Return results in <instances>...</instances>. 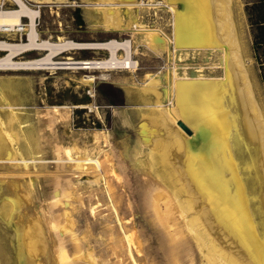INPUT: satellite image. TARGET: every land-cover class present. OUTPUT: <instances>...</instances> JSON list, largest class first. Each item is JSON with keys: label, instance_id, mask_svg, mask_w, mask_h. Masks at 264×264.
Wrapping results in <instances>:
<instances>
[{"label": "rangeland", "instance_id": "374dc122", "mask_svg": "<svg viewBox=\"0 0 264 264\" xmlns=\"http://www.w3.org/2000/svg\"><path fill=\"white\" fill-rule=\"evenodd\" d=\"M26 2L41 13L37 26L41 39L65 37L85 43L133 40L132 57L139 66L135 72H108V79L100 71L87 70L0 71V136L7 133L12 142L13 150L8 149L7 154L20 151L26 159L0 161V264H27L23 232L38 220L47 234V264H62V253L67 257L65 264H134L131 252L138 264H225L205 248L201 230L190 221L196 214L183 211L165 176L155 169L151 145L142 137L140 125L142 116L157 106L134 101L128 91H143L150 76H159L158 87L168 98L162 108L168 110L173 107L169 101L173 70L179 79L199 75L223 79V48H203L176 57L171 55L170 40L152 49L143 39L146 32L94 29L90 20L97 7L88 6L86 0ZM233 2L243 62L264 105V47L255 49L256 28L248 12L250 6L264 0ZM0 5L4 9L17 7L12 0H0ZM150 7L142 13L141 27L171 38L172 14ZM23 24L21 29L28 28L29 19L24 18ZM27 36V31L0 32V40L11 42L27 41ZM5 55L0 52V58ZM44 55L30 51L18 59ZM67 57L107 59L111 53L74 50L57 60ZM85 75L95 77V82L84 84ZM175 126L187 138L194 137L182 119ZM67 150L80 159H100L103 177L92 164L51 163L66 160ZM10 192L22 195V201L15 202ZM6 194L12 205L17 203L10 215L2 211ZM17 231L19 239L14 238ZM125 233H133L134 245L128 244ZM39 258L38 254L36 260Z\"/></svg>", "mask_w": 264, "mask_h": 264}, {"label": "bare ground", "instance_id": "6f19581e", "mask_svg": "<svg viewBox=\"0 0 264 264\" xmlns=\"http://www.w3.org/2000/svg\"><path fill=\"white\" fill-rule=\"evenodd\" d=\"M12 1L17 5L14 9H4L0 5V32L27 31L28 39L22 42L0 40V52L6 54L0 58V71L87 70L100 71L108 79L107 73L111 71L138 70V61L132 57L133 40L92 43L65 37L44 40L37 27L40 11L32 9L26 0ZM86 1L88 6L97 7L92 9L90 20H93L94 29L146 32L143 39L152 49L161 48L163 44L158 43H165V40H170L171 55L176 57L203 48H223V79L202 75L179 79L177 70H173L169 97L173 107L168 110L162 108L168 98L158 87L159 76H150L148 88L143 91L133 88L128 91L134 101L157 106L142 116L141 135L151 145L150 156L155 169L165 176L183 211L196 214L190 221L201 230L205 248L225 264H264V105L243 62L244 48L233 0H159L152 8L167 9L172 14V37L164 36L165 39L160 32L141 27L142 13L151 7L140 0ZM24 18H29L28 28L21 29ZM74 50H107L111 57L57 60ZM30 51L45 52V55L18 59ZM95 80L92 75H85L82 82L93 84ZM179 119L194 131L193 138H187L176 128ZM0 137V161L26 160L20 151L18 155L15 151L7 154L8 149L13 150L12 142L7 133ZM51 163L92 164L103 177L104 166L100 159H80L70 150H67L66 160L57 159ZM8 194L15 195V202L22 201V195ZM8 198L6 194L2 203L6 215H10L17 204L12 205ZM39 223L36 221V225L23 232L29 256L27 264H47L48 261L44 240L47 234ZM20 236L18 231L14 234L15 239ZM125 237L130 246L135 244L133 233H125ZM20 254L24 259V250ZM38 254L40 258L36 260ZM131 257L134 264H138L132 252ZM66 260L62 253V264Z\"/></svg>", "mask_w": 264, "mask_h": 264}, {"label": "trees", "instance_id": "16d2710c", "mask_svg": "<svg viewBox=\"0 0 264 264\" xmlns=\"http://www.w3.org/2000/svg\"><path fill=\"white\" fill-rule=\"evenodd\" d=\"M251 24L256 28L255 49L258 51L260 47H264V3H255L248 8ZM261 60L264 65V52ZM264 79V68H263Z\"/></svg>", "mask_w": 264, "mask_h": 264}, {"label": "built area", "instance_id": "2783aa9c", "mask_svg": "<svg viewBox=\"0 0 264 264\" xmlns=\"http://www.w3.org/2000/svg\"><path fill=\"white\" fill-rule=\"evenodd\" d=\"M146 6H155L159 0H140ZM29 19V18H28ZM24 29V28H23ZM111 40V39H110ZM118 40V39H115ZM120 41V40H119Z\"/></svg>", "mask_w": 264, "mask_h": 264}, {"label": "water", "instance_id": "95a60500", "mask_svg": "<svg viewBox=\"0 0 264 264\" xmlns=\"http://www.w3.org/2000/svg\"><path fill=\"white\" fill-rule=\"evenodd\" d=\"M184 129L187 128V131H189L190 129L186 126V125H183Z\"/></svg>", "mask_w": 264, "mask_h": 264}]
</instances>
